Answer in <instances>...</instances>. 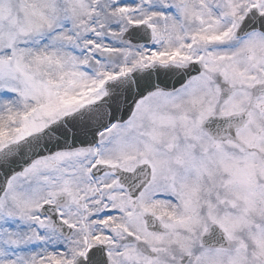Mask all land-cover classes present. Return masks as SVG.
<instances>
[{
	"label": "snow or ice",
	"instance_id": "6c2138e0",
	"mask_svg": "<svg viewBox=\"0 0 264 264\" xmlns=\"http://www.w3.org/2000/svg\"><path fill=\"white\" fill-rule=\"evenodd\" d=\"M0 264H264V0H0Z\"/></svg>",
	"mask_w": 264,
	"mask_h": 264
}]
</instances>
